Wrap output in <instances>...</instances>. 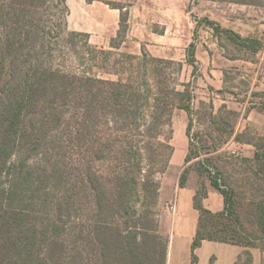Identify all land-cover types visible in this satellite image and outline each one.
Wrapping results in <instances>:
<instances>
[{
	"label": "trees",
	"instance_id": "obj_1",
	"mask_svg": "<svg viewBox=\"0 0 264 264\" xmlns=\"http://www.w3.org/2000/svg\"><path fill=\"white\" fill-rule=\"evenodd\" d=\"M112 8L121 11L117 37L124 41L128 14ZM69 14L67 0H0V264H55L52 249L65 236L70 239L65 264H83L85 247L91 255L85 264H166L168 244L148 224L146 201L156 202L160 192L151 169L162 147L170 153L169 167L173 148L161 137L175 108L187 113L190 132L194 92L190 84L172 87L159 64L174 62L145 50L125 56L131 66L114 73L116 80L65 66L64 49L77 37L89 50L85 60L112 55L92 47L89 34L69 31ZM207 22L217 33L242 39ZM115 42L110 48H118ZM195 49L192 43L187 50L194 75ZM102 162L109 163L108 174L96 167ZM253 162L264 186V151L258 150ZM188 172L180 188L187 186ZM205 176L224 207L213 212L195 202L192 264L204 241L259 248L264 197L253 204L256 231L249 233L238 190L223 182L217 167Z\"/></svg>",
	"mask_w": 264,
	"mask_h": 264
},
{
	"label": "rangeland",
	"instance_id": "obj_2",
	"mask_svg": "<svg viewBox=\"0 0 264 264\" xmlns=\"http://www.w3.org/2000/svg\"><path fill=\"white\" fill-rule=\"evenodd\" d=\"M96 1L110 4V7L112 5L120 7L123 14H128L129 9L142 0ZM238 1L243 2L217 0L212 5L225 9V17L248 30L249 36L242 37L241 40L226 33H217L212 25L208 24L207 20H212L205 15L208 11L207 5L210 4H200L198 0H184L186 41L191 37V43L197 45L203 43L208 36L214 35L215 44L219 49L218 54L227 60L225 67L219 59L208 62V55L203 51L204 56L199 60L196 59L197 71L194 75V67L187 62V49L184 62L173 61L174 64L171 65L159 64V67L171 78L169 83L172 87L176 82L178 89L182 90L184 85L190 84L195 97L192 102L190 132L187 131L189 124L187 113L179 108L173 110L171 124L165 128L161 137L164 144L167 142L173 148L170 161L173 168L170 170V164L168 168L165 166L166 160L170 158L169 151L167 148H160L154 159L155 166L151 169L154 171L155 181L160 184L159 197L156 202L146 201V205L151 207L148 224L157 228L164 239V244H168L172 231L175 235L171 246L173 257L169 264H190L191 249L187 240L194 227V215L199 219V212L194 208L195 202L213 211L223 209V197L205 176L206 170L212 172L217 167L222 172L223 182L238 190L244 204L242 214L248 232L256 231L253 204L264 197V186L255 175L258 169L253 159L258 150L264 151V134L252 127L246 128L243 118L255 108L264 109V0ZM228 11L231 14H228ZM217 12L221 13V11ZM152 28L158 33L163 30L162 25H155ZM69 31H74L71 26ZM90 43L92 47L112 51L110 60L106 59V55H99L96 61L85 60L89 58V50L85 47L84 38L77 37L64 49L68 56L62 63L74 71L93 70V73L113 80L117 79L114 73H122L130 68L131 64L125 56L135 55L131 52L135 48L129 49L128 32L124 41L116 37L115 44L118 45L116 49L110 48L111 41L107 45L99 44L94 40ZM237 103H242L241 112L237 108L239 107ZM71 117L73 118L72 115ZM73 120L70 126L72 128L75 127V119ZM78 144L82 146V142ZM187 145L186 155L180 158V153ZM191 150L192 161L186 163V157ZM78 151L81 153L83 147L78 148ZM96 167L103 174H108L110 165L102 162ZM186 169L189 170L188 180L184 188L186 192L182 193L180 179ZM203 186L206 189V198H204ZM81 197L85 204L88 200L83 192ZM181 201L183 206L180 205ZM181 215L185 218L184 222L173 230L175 219ZM63 239L52 249L55 264L66 263L64 258L67 257L70 239L66 236ZM258 245L259 248L242 247L244 250L238 256L236 264H264V242L261 241ZM84 249L83 264L91 257L86 252L87 248ZM200 257H202L200 264H233L236 251L235 247L215 243L205 246Z\"/></svg>",
	"mask_w": 264,
	"mask_h": 264
},
{
	"label": "crops",
	"instance_id": "obj_3",
	"mask_svg": "<svg viewBox=\"0 0 264 264\" xmlns=\"http://www.w3.org/2000/svg\"><path fill=\"white\" fill-rule=\"evenodd\" d=\"M214 2L215 1L198 0V3L200 4H210L207 5L208 11H206L207 13L205 16L219 24L223 29L233 31L243 38L246 36L248 37V30L246 31L242 25H237L232 20H229V18L225 17V9L218 7V5H212L215 4ZM67 5L70 9V14L68 16V28L71 26V28L76 32L87 33L90 35V42L91 40H94L95 42H98L102 45L109 44L112 39L117 37L121 19V11L119 9L112 8L108 4L96 0H67ZM216 11H221V13H216ZM227 13L231 14L230 11ZM155 25L163 26L161 33L154 31L152 27ZM128 26L129 49H132V47L135 48L134 51H131L132 54L139 55L145 50L154 58L179 62L185 61L186 49L188 50L192 44V38L190 37L188 41L185 39L184 0H142L140 3H136L129 9ZM215 40L216 37L214 35H210L207 37V39H204L203 43L195 45V57L199 60L202 56H204V53L202 52L206 51L208 55V62L219 59L222 60L221 62L224 63L223 66L225 67L227 60L218 54L219 49H217ZM237 104L239 107L242 105V103ZM239 107L237 108L241 112L242 107ZM243 119H245L246 128L252 127L259 133L264 134L263 108H255L251 110L247 117H244ZM187 149L188 145L187 147L185 146V148L180 153V158L186 155ZM171 168H173V165H171L170 162V170ZM181 192H186V189L182 188ZM180 205L183 206L182 201ZM207 209L211 210L210 208ZM194 218V227L190 237L187 240V243L190 242V249L198 228V218L196 215H194ZM184 220L185 218H183L182 215L178 216V218L175 219L173 230H176L179 227L178 225L182 224ZM174 239L175 235L172 231L168 242V264L170 259L173 257V249H171V246ZM215 243L219 242L204 241L202 246L196 250V255L198 257L197 264H200L202 261L200 253L203 248H205L207 245H214ZM229 246L235 247L236 257L234 258L233 264H236L238 256L244 249L241 246ZM190 264H192V250Z\"/></svg>",
	"mask_w": 264,
	"mask_h": 264
}]
</instances>
